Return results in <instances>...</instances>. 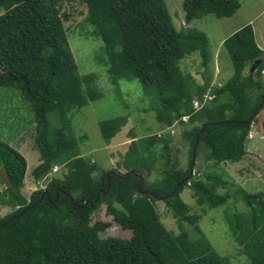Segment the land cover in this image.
I'll return each mask as SVG.
<instances>
[{
  "label": "trees",
  "instance_id": "obj_1",
  "mask_svg": "<svg viewBox=\"0 0 264 264\" xmlns=\"http://www.w3.org/2000/svg\"><path fill=\"white\" fill-rule=\"evenodd\" d=\"M81 1L87 7L85 21L92 35L103 42L100 59L112 84L137 80L157 90L158 103L153 108L156 121L162 127L175 121L181 125L190 146L188 167L184 170L176 161L171 162L168 137L152 135L140 142L131 141L123 160L125 170L141 177L130 174L120 178L113 174L114 169L95 175L96 165L81 155L78 139L71 134L68 113L99 100L102 93L94 86V76L84 80L77 70L63 22L69 15L60 11L62 0H0V86L17 89L34 114L40 162L32 176L35 181L46 180L54 165L66 167L63 178L50 176L43 187L26 197L22 188L27 161L0 141V172L4 175L0 174V205L11 208L0 218V264H229L199 229L200 215L191 214L180 197L183 189L190 187L200 206L220 207L229 199V194L216 191L224 182L217 175L208 174L206 179L192 175L175 188L189 174L192 149L202 127L196 157L202 145L206 159L216 166L239 162L246 154L252 122H245L263 101L260 75L264 57L252 25L225 39L223 46L231 56L233 74L223 85L211 86L207 79L199 84L180 67L183 58L196 53L207 66L206 34L177 29L165 0ZM182 6L185 22L190 23L208 15L232 17L241 3L184 0ZM252 64H256L255 70L245 73L246 66ZM207 91L213 98L195 110L193 101H204ZM50 113H57L55 126L47 119ZM184 116L189 117L187 122L181 121ZM126 124L125 116L100 121L102 138L109 143ZM157 152L164 156V173L171 183L168 188L148 184L143 176L152 169ZM108 183L109 192L103 196L101 191H106ZM139 186L156 196L139 192ZM58 189L67 191L72 202L59 191L57 194ZM243 191L241 198L248 212L228 215L227 222L251 262L264 264V200ZM97 194L99 201L94 208L81 207L86 201L93 202ZM159 199L176 219L179 233H172L160 221L154 206ZM102 204L112 222L131 231L130 238L99 236L109 224H92L91 216ZM186 225L194 228L195 236L188 233Z\"/></svg>",
  "mask_w": 264,
  "mask_h": 264
},
{
  "label": "rangeland",
  "instance_id": "obj_2",
  "mask_svg": "<svg viewBox=\"0 0 264 264\" xmlns=\"http://www.w3.org/2000/svg\"><path fill=\"white\" fill-rule=\"evenodd\" d=\"M183 1L165 0V3L177 29L199 31L205 33L208 38L209 61L206 67L203 66L202 58L197 53L183 58L180 62L181 70L192 75L199 84H203L207 79L211 86H220L232 76L231 56L224 48L223 42L245 25H252L256 44L262 50L264 57V0H239L241 7L232 17L217 18L208 15L190 23H186L184 19ZM60 11L69 15V18L63 22L80 76L84 77V80L86 76H94V86L102 93V98L99 100L89 102L68 113L71 134L78 139L81 155L96 165L95 175L112 169L118 173L127 172L123 168V160L131 141L140 142L152 135L168 137L171 140V162L176 161L178 168L187 169L190 146L183 136L181 125L175 121L170 126L162 127L156 121L153 108L158 103L157 90L137 80L122 79L117 85L112 84L108 68L100 59L103 57L101 53L103 42L92 35V28L85 21L86 5L81 0H62ZM250 68V65L246 66L245 73ZM260 79L263 81L262 95H264V70ZM206 96L210 97L206 99L207 102L213 98L208 95V91ZM123 116L127 117V124L107 143L100 133V121ZM47 119L54 126L58 123L57 113L48 114ZM263 123L264 108L252 120L245 142L246 154L239 162H223L216 166L212 160L206 159L205 147L203 145L198 147L192 175L201 176L203 179H206L208 174L217 175L224 184H219L216 191L219 194H229L225 205L212 209L200 206L190 187H185L180 193L181 199L189 206L190 213L200 215L198 226L201 232L218 254L228 259L229 264H253L244 252L245 247L239 246L235 240L227 216L248 212L249 208L241 198L242 190L261 195L264 200ZM35 137L36 123L29 102L17 89L0 86V141L16 149L27 161L22 188V193L26 197L37 188L43 187L50 176L63 178L66 172L65 166L54 165L46 180H34L32 171L40 162ZM163 157L160 152L155 153L151 163L152 169L146 170L143 176L148 184H164L168 188L171 183L164 173ZM0 174L3 178V172ZM2 189L3 184L0 183V191ZM154 206L163 225L172 233H179L178 223L167 210L163 200H156ZM10 212V207L0 205V218ZM98 222L109 224L104 232L99 233L102 238L128 239L132 235L130 230H124L112 222V217L106 214L104 204L100 205L91 216L92 224ZM186 230L191 236L194 234L192 226L186 225Z\"/></svg>",
  "mask_w": 264,
  "mask_h": 264
},
{
  "label": "water",
  "instance_id": "obj_3",
  "mask_svg": "<svg viewBox=\"0 0 264 264\" xmlns=\"http://www.w3.org/2000/svg\"><path fill=\"white\" fill-rule=\"evenodd\" d=\"M256 64L258 63V61L255 62ZM256 64H252L251 68H250V71L253 72L255 70V67H256ZM262 103L255 109L254 113L248 118V120L245 122V124H250L253 120L254 117L257 116L258 112H259V108L264 105V95H262ZM241 122H239L240 124ZM204 131V127L201 128L200 132H199V135L197 136L196 138V141L194 143V146H193V149H192V155H191V162H190V171H189V174L186 178H184L183 181H181L175 188V190H177L184 182H188L191 177H192V169H193V165H194V162H195V157H196V149H197V146H198V142H199V136L203 133ZM114 175L120 177V178H128L130 174L132 175H135L137 177H141V175L139 173H136L134 171H127L125 173H118V172H113ZM107 178H108V182L110 181V174L107 173L106 174ZM143 183V181H141V184ZM109 183H108V187L106 189V191H101L102 195L105 196L107 194V192H109ZM174 190V191H175ZM58 191L66 198H69V200L72 202V198L70 197L69 193L67 191H63L62 189H58L57 190V194H58ZM138 191L143 193V194H150L152 196H156L155 193L153 191H142L140 186L138 188ZM173 191V192H174ZM172 192V193H173ZM47 195L46 192L43 193V195ZM169 197V196H168ZM168 197H164V199H167ZM56 201H57V198H56ZM99 201V194H97L96 198L94 199L93 202L91 201H86L84 202V204L81 206V207H86L87 205H89L91 208H94L95 205L97 204V202Z\"/></svg>",
  "mask_w": 264,
  "mask_h": 264
},
{
  "label": "built area",
  "instance_id": "obj_4",
  "mask_svg": "<svg viewBox=\"0 0 264 264\" xmlns=\"http://www.w3.org/2000/svg\"><path fill=\"white\" fill-rule=\"evenodd\" d=\"M208 98H210V97H208V96L205 95L204 96V101H202V102L199 101V100H194L193 101V107H194V109L195 110L201 109V107L203 106V104L206 102V99H208ZM188 118H189L188 116H184V117L181 118V121L182 122H184V121L187 122L188 121ZM54 171H55V169H54Z\"/></svg>",
  "mask_w": 264,
  "mask_h": 264
},
{
  "label": "crops",
  "instance_id": "obj_5",
  "mask_svg": "<svg viewBox=\"0 0 264 264\" xmlns=\"http://www.w3.org/2000/svg\"><path fill=\"white\" fill-rule=\"evenodd\" d=\"M258 134H260V132H257Z\"/></svg>",
  "mask_w": 264,
  "mask_h": 264
},
{
  "label": "bare ground",
  "instance_id": "obj_6",
  "mask_svg": "<svg viewBox=\"0 0 264 264\" xmlns=\"http://www.w3.org/2000/svg\"><path fill=\"white\" fill-rule=\"evenodd\" d=\"M251 137V136H250Z\"/></svg>",
  "mask_w": 264,
  "mask_h": 264
}]
</instances>
